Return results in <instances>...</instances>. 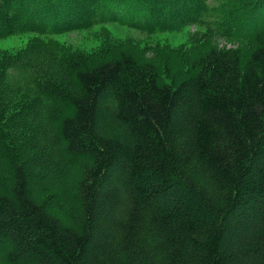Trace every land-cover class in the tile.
Listing matches in <instances>:
<instances>
[{
    "label": "trees",
    "instance_id": "16d2710c",
    "mask_svg": "<svg viewBox=\"0 0 264 264\" xmlns=\"http://www.w3.org/2000/svg\"><path fill=\"white\" fill-rule=\"evenodd\" d=\"M263 8L0 0L3 34L208 28L198 49L152 58L126 47L0 58V110L21 142L0 128V262L264 264V16L250 25ZM211 36L245 45L217 48Z\"/></svg>",
    "mask_w": 264,
    "mask_h": 264
},
{
    "label": "rangeland",
    "instance_id": "374dc122",
    "mask_svg": "<svg viewBox=\"0 0 264 264\" xmlns=\"http://www.w3.org/2000/svg\"><path fill=\"white\" fill-rule=\"evenodd\" d=\"M258 13L259 16L255 15L258 18L250 20L251 26L257 25V22L262 20L264 8ZM42 23L44 24V22ZM44 25L52 26L51 23ZM40 29L44 28L40 26ZM207 31L208 28L205 26L189 25L177 30L148 32L119 21L97 23L90 27L64 26L50 35L43 34L42 30L35 28V30L18 33H0V58L3 56L14 58L35 48L46 52L48 49L60 54L91 55L105 47H126L152 58L156 50L183 48L186 51H192L198 49L199 42L203 38L202 35ZM211 42L217 48L222 49L245 45L234 37L211 36ZM6 68L0 59V84ZM19 101H21L20 97L16 98L14 105L18 106L17 102ZM13 108L15 109V107ZM3 109L5 110V108ZM4 110H0V128L9 135L8 140L12 147L20 146L18 130L14 128L16 122L11 121L10 113L12 114V111L9 109L7 113H3ZM0 264L2 263L0 262Z\"/></svg>",
    "mask_w": 264,
    "mask_h": 264
}]
</instances>
